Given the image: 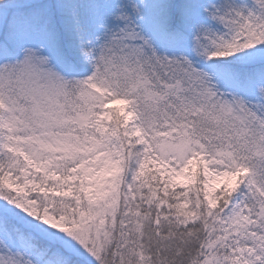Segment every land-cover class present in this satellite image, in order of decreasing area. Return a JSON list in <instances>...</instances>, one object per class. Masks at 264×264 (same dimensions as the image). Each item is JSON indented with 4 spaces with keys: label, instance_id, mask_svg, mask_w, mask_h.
Wrapping results in <instances>:
<instances>
[{
    "label": "rangeland",
    "instance_id": "obj_1",
    "mask_svg": "<svg viewBox=\"0 0 264 264\" xmlns=\"http://www.w3.org/2000/svg\"><path fill=\"white\" fill-rule=\"evenodd\" d=\"M41 1L8 0L4 7L13 12L0 10V151L21 164L13 160L17 167L0 178V212L27 232L14 242L0 229V264H53L33 247L35 234L87 264H106L118 240L117 264H152V254L129 241L132 205L117 212L132 194L125 144L108 118L113 109L121 126L118 115L129 109L162 156L197 154L205 197L237 186L243 161L248 183L232 203L238 222L252 225L246 191L264 203V77L256 86L228 89L199 60L211 50L241 65L264 63V41L235 55L222 50L244 43L245 30L264 35V0H177L172 20L185 30L181 44H162L144 32L138 17L145 0H75L74 41L87 62L82 69L59 51L61 23L50 8L33 20L25 14L40 13L30 6ZM178 184H190L187 174ZM118 214L120 231L113 224ZM257 214L264 217V206ZM219 232L204 242L202 264L224 260ZM259 244L264 252V240ZM236 254L241 261V250Z\"/></svg>",
    "mask_w": 264,
    "mask_h": 264
},
{
    "label": "trees",
    "instance_id": "obj_2",
    "mask_svg": "<svg viewBox=\"0 0 264 264\" xmlns=\"http://www.w3.org/2000/svg\"><path fill=\"white\" fill-rule=\"evenodd\" d=\"M74 1L60 0L61 6L56 10V8L50 7L52 3L49 0H42L40 5L30 6L38 8L40 13L34 11L30 13L26 10L24 12L30 20H33V18H40L41 10L50 8L54 13L53 18L61 23L58 30L61 35L59 51L65 59L76 65L77 69H82L86 68L87 62L82 56L79 44L74 41V36L78 31V19L71 16ZM7 2L8 0L0 1V10L12 11L4 7L11 4V2ZM175 2L177 0H145L139 5L141 15L138 18L144 32L153 34L154 38L162 44L164 42L181 44L184 38L186 40L185 30L175 25L172 20L175 15L173 11ZM68 11L71 17L67 15ZM250 23L251 19H247L244 26L250 25ZM245 34L244 43L222 48V50L235 55L248 48L247 44L249 43L256 47L258 42L264 41V35L261 33L253 31L250 34L245 30ZM228 60L220 59L210 50L203 60H199V63L211 68L215 76L230 89L256 86L260 83L256 81L257 78L264 77V63H258L255 66L246 63L241 65ZM261 108L264 112V107ZM113 111L108 118L112 120L111 125L114 126L116 135L125 144V176H127L132 194L126 203L117 205L119 213L123 211L126 204L132 205L131 214H126L128 217H133L132 223L135 226L129 233V241L136 248L143 246L141 250L146 255L152 254L153 257L150 258L152 264H202V261H205L204 255H201L200 258L199 252L202 251L204 254V242L215 238L214 230L216 228L220 230L216 238L220 243L221 251L224 252V260L221 255L220 263L217 264H264V252L259 244L264 240L263 236L261 239L264 217H259L257 214L263 210L264 203L261 205L254 202L249 191H246L245 198H247V205L253 220V224L249 226L238 222L235 205L232 203L233 195L243 193L248 183L246 172L249 168L245 166L244 162H241L243 173H241V179L237 186L230 189L231 191L228 190L227 193L220 192L218 197H205L201 189V176L198 167L201 162L197 154L187 155L184 160H181L177 155L162 156L155 146L158 142L154 145L148 139L146 140L138 127L136 128L134 122L137 125V118L130 115L129 109L121 111L118 115L120 121L124 123L122 126L117 123ZM193 136L198 137L195 134ZM158 141L161 142V140ZM0 153L3 155L0 157V178H2L9 172L7 167H17L13 164V160L18 162V167L21 164L14 157H6L3 151ZM192 166L196 167L188 175ZM185 174L189 177L190 184H178L180 177ZM243 182L246 183V186H242ZM133 198H135L134 201ZM217 200L218 205L213 207ZM103 210L104 208H99L98 212L104 214ZM9 217L8 213L0 212V229L6 239L15 242L18 235L27 234V232L16 228L14 223H9ZM104 218L108 219L107 224L110 225L109 216L106 214ZM114 218L113 224L116 230L120 231L122 225L119 214ZM246 232L252 234H246ZM248 235L261 240L258 243ZM119 241L112 253L109 254L106 264L118 263L121 256L118 255ZM31 243L37 247V252H42L44 258L53 264H87L76 255L65 252L59 244L43 235L35 234ZM215 249L219 250V247L216 245ZM239 250L242 254L241 261L236 254ZM208 255L211 260H216L213 255L207 253Z\"/></svg>",
    "mask_w": 264,
    "mask_h": 264
}]
</instances>
